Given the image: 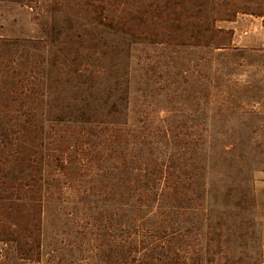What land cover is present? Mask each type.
Returning <instances> with one entry per match:
<instances>
[{"label": "rangeland", "instance_id": "obj_1", "mask_svg": "<svg viewBox=\"0 0 264 264\" xmlns=\"http://www.w3.org/2000/svg\"><path fill=\"white\" fill-rule=\"evenodd\" d=\"M108 143L201 177L171 201L192 264H264V0H0V264H99ZM35 175L40 220L17 202Z\"/></svg>", "mask_w": 264, "mask_h": 264}, {"label": "trees", "instance_id": "obj_2", "mask_svg": "<svg viewBox=\"0 0 264 264\" xmlns=\"http://www.w3.org/2000/svg\"><path fill=\"white\" fill-rule=\"evenodd\" d=\"M106 147L107 151L99 150V264H192L189 245L183 242L188 233L185 235L182 228L187 227H181L171 201L176 194L193 201L195 192L198 198L203 193L201 177L177 175L171 181L173 185L163 184L161 180L171 172L166 174L159 168L157 177L151 179L152 172L147 167H122L113 144ZM33 177L32 184L16 188L17 202L27 216L40 220V182L37 175ZM33 231L13 239L20 257L38 259L40 224Z\"/></svg>", "mask_w": 264, "mask_h": 264}]
</instances>
